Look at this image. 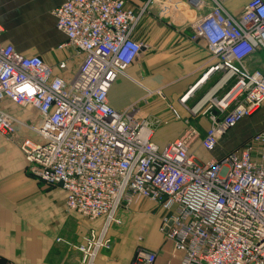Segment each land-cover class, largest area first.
I'll return each mask as SVG.
<instances>
[{
  "label": "built area",
  "instance_id": "2783aa9c",
  "mask_svg": "<svg viewBox=\"0 0 264 264\" xmlns=\"http://www.w3.org/2000/svg\"><path fill=\"white\" fill-rule=\"evenodd\" d=\"M153 1L65 0L57 6V26L68 38L61 47L71 45L82 56L71 78L56 74L42 55L4 42L0 22V134L15 140L25 125L1 106L4 100L38 113L29 126L35 136L21 137L19 147L30 174L61 186L65 210L89 222L74 245L80 264H94L111 247L119 209L142 199L159 204L162 231L172 221L165 231L172 247L139 246L129 264H264V127L221 157L197 154L199 145L214 150L221 136L264 105V69L246 62L264 52V0H249L239 15L227 0H167L184 5V13L200 10L193 37L207 41L212 58L201 80L215 72L220 77L202 105H186L194 115H209L205 135L191 126L163 146L135 106L116 109L108 99L143 48L138 30ZM0 264L14 263L0 258Z\"/></svg>",
  "mask_w": 264,
  "mask_h": 264
},
{
  "label": "crops",
  "instance_id": "0c3cea01",
  "mask_svg": "<svg viewBox=\"0 0 264 264\" xmlns=\"http://www.w3.org/2000/svg\"><path fill=\"white\" fill-rule=\"evenodd\" d=\"M64 1L0 0V22L5 27L2 34L4 42L13 44L24 54L42 55L47 62L54 65L56 74L71 78L77 71L82 56L71 45L61 47L68 38L57 26L54 9ZM145 1L133 0V3L141 5ZM248 1L227 0L225 5L233 14L239 15ZM175 3L167 0L152 2L138 30V37L144 44L143 49L128 67L127 74L121 75L113 83L108 94L109 103L116 109L135 106L136 116L147 119L153 125V139L161 146L179 137L191 126L199 130L200 138L205 135L210 125L209 115H194L187 106H200L208 100L205 96L220 77V73L215 72L201 80L212 58L207 41L193 37L192 20L200 15V10L188 9L184 13V5ZM263 53V50L255 52L247 59V65L252 69H264ZM61 62H66V68H60ZM197 82L199 83L189 98L185 103L182 102L180 98ZM1 106L26 121L36 112L33 109L23 110L25 108L22 107L15 113L14 108L19 105L9 99L4 100ZM263 110L264 105L255 115L243 118L221 136L216 148L212 150L216 151L214 157H221L242 145L264 127V121L260 120ZM29 135L35 136L34 133ZM200 150L205 149L199 145L197 153ZM65 198L66 193L61 186L48 184L30 174L20 147L0 135L2 261H11L14 264H44L20 259L16 247L22 243L28 247L32 244L42 245L45 249L58 246L56 249L65 258L73 256L65 241L58 240L60 233L69 225L74 230L71 220L75 217L78 221L77 230H80L77 233L80 241L90 224L65 210ZM104 250L94 264L101 256H105L109 264H116L114 254H108ZM132 256H124L117 264H129ZM160 259L165 258L161 256Z\"/></svg>",
  "mask_w": 264,
  "mask_h": 264
},
{
  "label": "rangeland",
  "instance_id": "374dc122",
  "mask_svg": "<svg viewBox=\"0 0 264 264\" xmlns=\"http://www.w3.org/2000/svg\"><path fill=\"white\" fill-rule=\"evenodd\" d=\"M143 22H141V26ZM21 108V106H15V113H18ZM28 109L29 108H25L23 110ZM33 114L34 116H31L28 121L22 118L25 125L23 128H19L15 140L6 138L4 135L0 134L1 137L12 141L19 146L21 137L33 134V130L29 128V126H32L37 121L38 113L33 112ZM260 120L261 122L264 121V110L262 111ZM214 153H216V151L200 150L197 154L200 157L207 159L214 157ZM118 215L121 218V223H116L112 226L109 231L112 237L111 247L104 250L108 254H114L113 259L116 261V264L120 263L124 256H128L129 254L133 255L139 246L142 245L149 249H163L165 252L172 247L167 241L165 231H162L164 215L159 204L156 202L144 199L137 205L133 203L129 206L120 208ZM71 221L73 222L74 230L72 231L69 227L70 225L68 228L65 227L64 231L60 233L59 238L60 240L65 241L68 250L74 254L73 256L65 258L64 254L56 249L58 246H50L48 249H45V246L42 245L33 246L32 244L31 247H28L22 243L16 247L20 259L23 261L25 260L26 262L36 261L44 264H80L82 253L74 247V245H78L79 243L77 233H79L80 230H77V219L72 217ZM67 233L68 236H65ZM96 264H109V262L106 260L105 256H101Z\"/></svg>",
  "mask_w": 264,
  "mask_h": 264
},
{
  "label": "water",
  "instance_id": "95a60500",
  "mask_svg": "<svg viewBox=\"0 0 264 264\" xmlns=\"http://www.w3.org/2000/svg\"><path fill=\"white\" fill-rule=\"evenodd\" d=\"M143 49V48H142ZM172 223V221H169V224L166 226L165 231L168 230L169 225Z\"/></svg>",
  "mask_w": 264,
  "mask_h": 264
}]
</instances>
